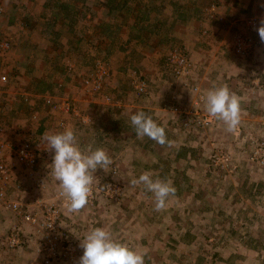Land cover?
I'll return each mask as SVG.
<instances>
[{"label":"rangeland","instance_id":"1","mask_svg":"<svg viewBox=\"0 0 264 264\" xmlns=\"http://www.w3.org/2000/svg\"><path fill=\"white\" fill-rule=\"evenodd\" d=\"M106 1L0 0V34L10 42L0 54L9 77L0 82V123L7 140L38 152L33 169H16L21 185L7 200L30 212L40 198L55 201L61 252L48 258L43 234L0 201V264H70L67 245L79 257L77 238L94 227L146 253L145 264H264V0H115V10ZM174 51L188 57L187 71L173 70ZM224 84L239 100L231 131L202 99ZM142 99L148 115L153 105L158 117L168 109V119L151 117L170 144L137 137L122 108ZM69 126L81 149L101 147L113 161L94 173L78 212L55 197L43 139ZM145 171L176 189L159 211L153 193L131 184ZM109 183L120 199L106 193Z\"/></svg>","mask_w":264,"mask_h":264},{"label":"clouds","instance_id":"2","mask_svg":"<svg viewBox=\"0 0 264 264\" xmlns=\"http://www.w3.org/2000/svg\"><path fill=\"white\" fill-rule=\"evenodd\" d=\"M257 31L261 42H264V17L260 18ZM202 99L207 112L221 119L229 131L237 126L240 118L239 100L226 84L214 85ZM130 122L137 137L147 136L162 146L171 143L167 140L164 127L143 110L132 114ZM43 139L47 143L46 150L52 153L51 163L48 164L51 168L48 169L67 198L68 211L78 212L87 204L91 195L94 173L98 169L107 172L113 161L101 147L81 149L70 126L59 132H45ZM131 184H143L147 191L154 194L157 211L165 207L166 198L176 191L170 181L153 179L147 171L138 179H133ZM77 239L82 254L74 264H145L146 253L114 239L110 231L103 227H94L83 238Z\"/></svg>","mask_w":264,"mask_h":264},{"label":"built area","instance_id":"3","mask_svg":"<svg viewBox=\"0 0 264 264\" xmlns=\"http://www.w3.org/2000/svg\"><path fill=\"white\" fill-rule=\"evenodd\" d=\"M10 48L9 39L6 36L0 34V54L1 51H6ZM173 70L176 73H182L189 69L190 63L188 57L181 51H174L171 55ZM9 77L6 73H0V82H8ZM24 100H28V93H21ZM5 98L0 95V112L1 107L4 104ZM49 100V99H48ZM35 116V115H34ZM188 115H186L187 117ZM211 117L209 115L204 119V123H210ZM4 127L0 123V201L6 203L13 211L15 217L25 220V222L33 225L34 230L39 231L44 236V248L46 249L47 257L58 256L61 254L59 251V243L57 238V232L60 227V207L55 201L51 203L45 202L40 198L37 200L35 206L37 208L30 211H23L20 202L15 200H7L8 191L15 190L21 184L15 183L14 174L18 167L25 166L28 170L33 169L38 160V152L36 148L28 141L22 143H12L4 137ZM95 181L93 180V183ZM19 190V189H17ZM106 193L119 198L121 197L120 186L116 183H109L106 188ZM55 197L59 198L60 204L67 206V198L62 194V190H59ZM120 199V198H119ZM20 225L14 224L12 230L11 239L15 238V235L19 233ZM67 260L70 264H74L78 258L77 248L74 244L67 245Z\"/></svg>","mask_w":264,"mask_h":264},{"label":"crops","instance_id":"4","mask_svg":"<svg viewBox=\"0 0 264 264\" xmlns=\"http://www.w3.org/2000/svg\"><path fill=\"white\" fill-rule=\"evenodd\" d=\"M119 34V33H118ZM212 44H214V43H212ZM219 46V45H218ZM223 57H224V55H223ZM211 68H212V70H218V69H220V68H222V67H219V66H217V64H215V65H213V66H210ZM224 71H227V69H224V68H222ZM150 102H149V99L146 101H144V99H142V100H136V102H134L133 104H125L127 107H126V109H123L122 108V110L123 111H127V110H129V109H131V113H130V115H132V114H134L135 112H136V110H138V111H140V110H143V111H145L146 109H142L143 108V106H150ZM118 106H121V105H118ZM130 106V107H129ZM155 108V109H154ZM110 109L111 110H113L114 108L113 107H110ZM154 109V110H153ZM152 110H153V112L151 111V114H149L150 116H156L157 115V117H158V115H160L161 114V111L158 109V107H156L155 105H153V108H152ZM164 111H166V112H163V114L161 115V116H159L158 117V119H162L163 120V117H166V119H168L169 118V111H168V109L167 108H165V109H163ZM157 119V118H156ZM8 227V225L6 226V228Z\"/></svg>","mask_w":264,"mask_h":264},{"label":"trees","instance_id":"5","mask_svg":"<svg viewBox=\"0 0 264 264\" xmlns=\"http://www.w3.org/2000/svg\"><path fill=\"white\" fill-rule=\"evenodd\" d=\"M114 1L115 0H107L106 1V4L108 5V7L111 9V10H115L117 9L118 7L114 5Z\"/></svg>","mask_w":264,"mask_h":264}]
</instances>
